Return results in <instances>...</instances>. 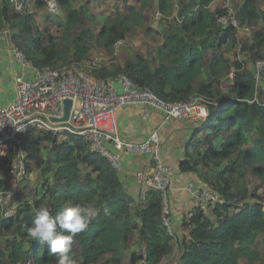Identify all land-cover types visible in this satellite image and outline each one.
I'll list each match as a JSON object with an SVG mask.
<instances>
[{
  "label": "trees",
  "instance_id": "obj_1",
  "mask_svg": "<svg viewBox=\"0 0 264 264\" xmlns=\"http://www.w3.org/2000/svg\"><path fill=\"white\" fill-rule=\"evenodd\" d=\"M149 2L124 0L103 15L91 12L90 0H58V14L44 0H28L23 11L0 0V30L8 29L11 43L35 68H83L106 80L125 75L166 103L202 102L207 117L196 120L178 170L221 203L209 213L194 205L179 229L173 221L168 228L161 192L149 189L142 198L132 179L123 181L78 135L65 133L51 145L50 132H33L21 136L23 187L0 204V264H56L48 246L25 231L40 205L53 215L65 206L94 210L88 229L74 240L75 264H126L129 257L140 264H264V67H258L264 0H155L162 15L157 27L137 6L147 9ZM240 29L249 35L240 37ZM137 30L154 48L116 63L115 43ZM93 50L111 61L89 67ZM16 150L0 161V191L10 182ZM15 205L5 218L6 207Z\"/></svg>",
  "mask_w": 264,
  "mask_h": 264
},
{
  "label": "built area",
  "instance_id": "obj_2",
  "mask_svg": "<svg viewBox=\"0 0 264 264\" xmlns=\"http://www.w3.org/2000/svg\"><path fill=\"white\" fill-rule=\"evenodd\" d=\"M44 1L49 12L60 13L58 0ZM26 2L11 0L17 11H23ZM161 17L158 12L155 20L160 21ZM8 32V29L0 30V34L6 36ZM125 44V40L116 42L115 52L118 53ZM14 53L22 65L29 68L32 75L29 79L22 75L16 76L14 99L0 107V161L9 155L12 147H17L8 167L10 182L0 191V204L7 205V200L15 198L23 186L26 176V150L21 136L48 131L52 134L51 145H54L61 141L65 133H70L82 137L90 150L107 158L123 181L132 179L136 193L141 194L142 198L145 199V192L149 189L161 192L164 202L163 221L170 228L172 212L169 197L176 171L164 160L159 129L153 128L142 141L126 139L120 132L117 114L124 108H136L146 119L152 116L154 110L161 113L165 122L204 120L207 117L206 106L198 99L166 103L158 99L150 89H138L125 75L106 80L91 75L83 68H35L16 47ZM103 59L105 57L94 59L89 63V67L100 66ZM258 67L262 69L264 61L258 62ZM66 99L72 101L68 120L51 121L50 118L63 117ZM122 155H142L153 164L144 171L131 173L125 171L121 162ZM187 190L194 196L196 205L205 213H209L215 203H221L219 197L211 190L199 187L194 182L189 183ZM16 208L17 205L6 207L4 217H10Z\"/></svg>",
  "mask_w": 264,
  "mask_h": 264
},
{
  "label": "crops",
  "instance_id": "obj_3",
  "mask_svg": "<svg viewBox=\"0 0 264 264\" xmlns=\"http://www.w3.org/2000/svg\"><path fill=\"white\" fill-rule=\"evenodd\" d=\"M18 75L29 79L32 72L18 60L8 37L0 34V107L14 99V80ZM117 118L122 136L133 141H142L153 128L159 129L164 160L176 171L170 191V205L174 229H179L184 214L196 205L194 196L187 190L188 184L194 182V178L178 170V165L183 158V148L194 131L196 120L165 122L161 113L154 110L152 116L146 119L136 108L121 109ZM121 162L125 171L131 173L144 171L153 164L150 159L142 155H122Z\"/></svg>",
  "mask_w": 264,
  "mask_h": 264
},
{
  "label": "clouds",
  "instance_id": "obj_4",
  "mask_svg": "<svg viewBox=\"0 0 264 264\" xmlns=\"http://www.w3.org/2000/svg\"><path fill=\"white\" fill-rule=\"evenodd\" d=\"M93 218L94 210L88 205L65 206L55 215L47 206L40 205L25 231L31 240L48 246L56 264H75L71 255L74 240L88 229Z\"/></svg>",
  "mask_w": 264,
  "mask_h": 264
},
{
  "label": "rangeland",
  "instance_id": "obj_5",
  "mask_svg": "<svg viewBox=\"0 0 264 264\" xmlns=\"http://www.w3.org/2000/svg\"><path fill=\"white\" fill-rule=\"evenodd\" d=\"M28 1V0H26ZM31 1V0H29ZM149 7L147 9H143L140 3L137 4L139 11L144 13L145 17L148 20L149 25H152L153 27L158 26V21L155 20V15L159 11L156 9V4L155 0H149ZM91 2V12L95 14H103V15H110L112 13V10L116 7V4L123 6L124 5V0H90ZM218 3H214L213 6H216ZM263 9H264V4H263ZM249 35V31L247 29H240L239 31V36L240 37H247ZM8 39L10 40L9 32H8ZM129 41L126 40V44L120 49V51L117 53V58L116 63H122L127 57H132L135 53V51H140L142 50L143 53L146 55H149V51L151 50L152 46L154 48L155 42L149 39L147 36H145V33L142 30H137L135 34H131L129 36ZM12 44V43H11ZM14 46V45H13ZM95 51V52H94ZM92 61L94 59L98 58H103V63L108 64L111 61V58L108 57L103 51H97L93 50L92 52ZM37 177V173L33 174V177ZM32 179V180H33ZM34 182H32V185ZM189 185V184H188ZM23 187V186H22ZM8 199L7 201H9ZM212 207L210 208L211 211ZM209 211V212H210ZM177 252V251H176ZM132 253V250H129L130 254ZM132 256V255H131ZM174 257L177 259L178 258V253H174ZM142 263L141 259H138L137 262H134V260H127L126 264H140ZM165 264H171L169 261ZM176 264V262H174ZM242 264H247V263H242ZM254 264H262V262H256Z\"/></svg>",
  "mask_w": 264,
  "mask_h": 264
},
{
  "label": "water",
  "instance_id": "obj_6",
  "mask_svg": "<svg viewBox=\"0 0 264 264\" xmlns=\"http://www.w3.org/2000/svg\"><path fill=\"white\" fill-rule=\"evenodd\" d=\"M71 106H72L71 99H66L64 101V115H63V117H61L60 119L50 118V120L53 122H65L69 118Z\"/></svg>",
  "mask_w": 264,
  "mask_h": 264
}]
</instances>
